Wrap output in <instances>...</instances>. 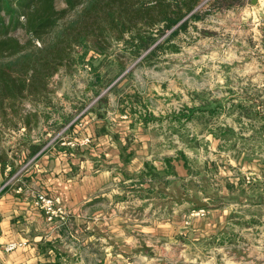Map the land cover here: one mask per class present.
I'll return each instance as SVG.
<instances>
[{
    "label": "rangeland",
    "instance_id": "1",
    "mask_svg": "<svg viewBox=\"0 0 264 264\" xmlns=\"http://www.w3.org/2000/svg\"><path fill=\"white\" fill-rule=\"evenodd\" d=\"M214 1L201 0L199 19L189 20L169 41L164 37L171 30L160 37L150 49L159 43L160 47L149 59L142 60L150 49L131 58L119 44L109 56L97 57L95 66L100 69L102 83L95 89L87 66L52 79L54 109H41V114H51L41 122L51 130L49 139L54 140L69 124L79 128L96 123L147 124L145 132L154 156L185 157L186 178L169 182L164 196L146 197L140 214L147 219L142 224L128 222L126 229V222H117V234L121 227L126 233L129 230L132 241L121 242L132 254L123 258L125 263L114 264H264V185L247 171L231 170V176L240 177L242 183L239 188L228 187L229 182L218 171H228L233 163L235 169L240 166L230 150H221L210 141L211 132L218 133L219 126L229 125L237 133L233 138L237 146L244 143L243 138L252 143L251 127L244 124H263L240 118V111L229 106L243 102L255 108L254 102L264 101V5L257 8L252 0ZM215 100L223 109L213 114L194 111L189 116V109ZM57 124H62L60 130ZM70 128L57 137H63L65 145L74 138L68 133ZM17 135L15 130L9 131L1 137V145L11 146ZM260 141H264L263 136ZM215 156L220 160L208 165L206 160ZM252 156L253 161L264 158V144L257 146ZM257 190L263 193L261 198H251ZM237 193L239 200L234 199ZM180 194L208 202L204 214L195 215L200 208L178 200ZM139 197L132 196L135 201ZM225 206L231 211L224 228L208 229L204 224L200 232L192 226L206 216V210ZM134 211L129 210L132 217L138 213ZM161 222L164 225L157 227L161 235H157L154 227ZM104 245L107 247V241L95 242V250Z\"/></svg>",
    "mask_w": 264,
    "mask_h": 264
},
{
    "label": "crops",
    "instance_id": "2",
    "mask_svg": "<svg viewBox=\"0 0 264 264\" xmlns=\"http://www.w3.org/2000/svg\"><path fill=\"white\" fill-rule=\"evenodd\" d=\"M251 2L257 8L264 5V0ZM83 127L74 124L68 133L74 136L71 141L87 138L90 145L85 147L80 143L71 148L63 144V137L49 139L51 130L47 124L27 132L19 128L11 146L4 147L0 142L4 149L0 161V264H114L121 260L125 263L132 250L122 243H130L132 238L129 230L126 233L122 227L117 234L116 224L126 222V229L128 222L142 224L147 219L140 214L149 195L146 190L160 180L151 181L143 176L144 164L148 163L159 174L172 167L176 177L167 173L164 178L168 183L187 176L184 162L176 155L154 156L150 152L147 124L96 123ZM210 141L217 147L220 143L214 137ZM40 145L41 150L33 155L34 148ZM252 157L237 159L232 154L240 168L235 169L233 163L228 171H218L229 182L228 187L239 188L242 183L240 177L231 176V170L247 171L264 185V158L253 161ZM218 160L215 156L206 161L215 165ZM39 192L59 198L65 217L47 221L33 205V196ZM135 194L140 196L139 201L132 198ZM262 195L257 190L250 197L260 199ZM239 198L237 193L234 199ZM130 209L138 213L132 217ZM230 211L228 206L206 210V216L196 219L192 226L199 227L196 231L200 232L204 224L208 229L224 228ZM158 225L164 223L155 225L157 235ZM98 241H107V247L95 250ZM12 243L18 247L5 251Z\"/></svg>",
    "mask_w": 264,
    "mask_h": 264
},
{
    "label": "trees",
    "instance_id": "3",
    "mask_svg": "<svg viewBox=\"0 0 264 264\" xmlns=\"http://www.w3.org/2000/svg\"><path fill=\"white\" fill-rule=\"evenodd\" d=\"M200 2L0 0V140L9 131L16 132L21 127L25 132L35 129L48 118L47 115H51L41 114V109L46 111L53 108L55 88L51 83L54 76L71 75L79 66H87L92 75L90 85L95 89L102 83L100 69L95 66L97 57L109 56L117 44L122 45L131 58L141 56L168 31L171 30L164 37L165 41L184 29L189 20L199 19L197 7ZM217 2L214 1L215 4ZM159 47L160 43L150 49L142 60L152 57ZM112 81L104 84L101 90L106 89ZM211 104L214 106L207 108ZM252 106L255 108L243 102L229 106L232 110L240 111V118L263 123L258 126L244 124L251 127L252 143L243 138L244 143L237 146V140L233 139L237 133L229 125L219 126L216 130L218 133L211 132L220 141L219 149L230 150L237 159L250 160L255 148L264 144V141H260L264 137V101L254 102ZM220 108L223 109V105L215 100L189 109L188 114L192 116L194 111L199 110L213 114ZM60 125L55 127L59 128ZM253 140L259 141L254 143ZM42 147L36 146L33 155ZM180 155L186 163L185 157ZM3 157L4 149L0 145V161ZM169 168L170 171L159 174L148 163L144 164L143 176L151 181L160 179L156 181L157 184H150L147 193L160 197L167 193L165 186L168 181L164 176L169 173L176 177L174 169Z\"/></svg>",
    "mask_w": 264,
    "mask_h": 264
},
{
    "label": "built area",
    "instance_id": "4",
    "mask_svg": "<svg viewBox=\"0 0 264 264\" xmlns=\"http://www.w3.org/2000/svg\"><path fill=\"white\" fill-rule=\"evenodd\" d=\"M67 128L68 126L62 129L58 133L57 137L61 136V134H63V132L66 131ZM85 142H89L87 138L80 140V141L68 142L67 144L70 145L71 147H74V146H77V144H80V143L82 144ZM63 144H66V143H63ZM33 205L43 214L45 219L49 222L53 221V219L55 218L65 217V211L61 205L60 199L57 197H51L42 192H39L33 196ZM200 214L201 215L204 214V209H198V211L195 212V215H200ZM17 247H18V244L12 243L5 247V251L10 252L16 249Z\"/></svg>",
    "mask_w": 264,
    "mask_h": 264
},
{
    "label": "water",
    "instance_id": "5",
    "mask_svg": "<svg viewBox=\"0 0 264 264\" xmlns=\"http://www.w3.org/2000/svg\"><path fill=\"white\" fill-rule=\"evenodd\" d=\"M177 199L178 200L183 199V200L189 201V202L193 203L195 205V207L200 208V209H204V208L208 207V203L206 201H201V200L194 198V197H186L183 194L178 195Z\"/></svg>",
    "mask_w": 264,
    "mask_h": 264
}]
</instances>
